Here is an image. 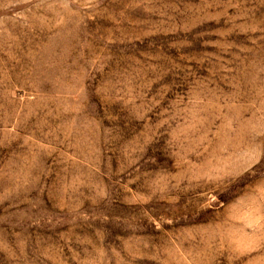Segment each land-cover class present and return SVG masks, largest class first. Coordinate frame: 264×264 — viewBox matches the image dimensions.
<instances>
[{
	"label": "rangeland",
	"instance_id": "rangeland-1",
	"mask_svg": "<svg viewBox=\"0 0 264 264\" xmlns=\"http://www.w3.org/2000/svg\"><path fill=\"white\" fill-rule=\"evenodd\" d=\"M0 264H264V0H0Z\"/></svg>",
	"mask_w": 264,
	"mask_h": 264
}]
</instances>
